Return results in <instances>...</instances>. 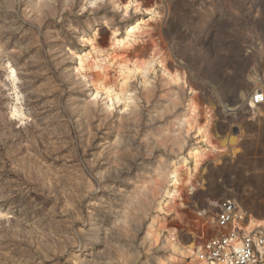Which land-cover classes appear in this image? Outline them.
I'll use <instances>...</instances> for the list:
<instances>
[{"label": "rangeland", "instance_id": "rangeland-1", "mask_svg": "<svg viewBox=\"0 0 264 264\" xmlns=\"http://www.w3.org/2000/svg\"><path fill=\"white\" fill-rule=\"evenodd\" d=\"M256 90L264 0H0V264H192L222 198L264 219Z\"/></svg>", "mask_w": 264, "mask_h": 264}, {"label": "built area", "instance_id": "built-area-1", "mask_svg": "<svg viewBox=\"0 0 264 264\" xmlns=\"http://www.w3.org/2000/svg\"><path fill=\"white\" fill-rule=\"evenodd\" d=\"M252 106L264 103V92L256 90ZM213 233L203 242L198 258L205 264H264V230L245 232L240 224L245 212L229 198L217 204Z\"/></svg>", "mask_w": 264, "mask_h": 264}, {"label": "bare ground", "instance_id": "bare-ground-1", "mask_svg": "<svg viewBox=\"0 0 264 264\" xmlns=\"http://www.w3.org/2000/svg\"><path fill=\"white\" fill-rule=\"evenodd\" d=\"M133 29H134V26L128 30V33L129 34L132 33ZM188 127H189V125H188ZM229 141H232V138L229 139ZM206 212L207 211L204 210L203 212L199 213L200 219L207 220V222L210 221L209 223H213L214 221L210 217L211 215L210 216L207 215ZM205 224L207 225L206 221L202 225L203 229L205 227ZM240 226L243 228V230L245 232H250L254 229L262 230V226H264V219H258L256 217H254L253 215H250L249 213H247L245 216V220L240 224ZM212 227H213V225H212ZM193 234L194 235L191 237L190 243L186 246L187 250L193 255L192 264H205L202 260H200L198 258L199 252L201 251L202 244H203L205 238L203 236L197 235L195 232H193ZM171 247L173 250H177L179 246L178 245L175 246L173 244V245H171ZM159 264H162V263H159Z\"/></svg>", "mask_w": 264, "mask_h": 264}]
</instances>
